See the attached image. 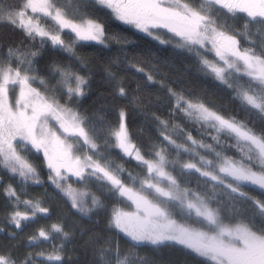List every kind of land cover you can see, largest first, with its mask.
Segmentation results:
<instances>
[{
  "label": "snow or ice",
  "instance_id": "obj_1",
  "mask_svg": "<svg viewBox=\"0 0 264 264\" xmlns=\"http://www.w3.org/2000/svg\"><path fill=\"white\" fill-rule=\"evenodd\" d=\"M93 6L159 44L187 53L199 71L232 92L247 116L264 122V0H0V24L21 31L28 41L27 46L7 47L0 56V169L20 186L3 188L12 228L6 232L0 227V234L15 240L31 222L51 214L41 199L24 198L30 185L45 184L28 158L31 153L42 155L47 184L80 217L90 220L107 210L106 201H113L107 228L116 240L96 235L91 241L96 264H154L142 249L175 246L204 264H264V201L246 190L264 192V129L225 116L177 89L156 65L145 69L129 59L131 41L107 32L89 14ZM237 21H242L240 27ZM110 41L121 52L104 70L115 95L139 108L142 91L154 85L172 103L169 119L155 111L144 113L159 136L147 152L131 138L127 107L119 108L115 125L103 113L89 120L75 107L87 95L91 78L78 46L94 42L109 48ZM48 48L67 54L79 68L53 59L42 72L39 59ZM121 63L143 80L131 96L113 70ZM177 116L197 125L201 138L185 130ZM224 137L233 143L226 144ZM112 148L135 161L142 174L113 163ZM229 148L238 155H229ZM193 176L195 189L189 186ZM92 184L98 194L87 190ZM73 236L62 221L41 227L26 247L47 243L50 252L0 254V264H63V250ZM121 239L128 245L124 251Z\"/></svg>",
  "mask_w": 264,
  "mask_h": 264
},
{
  "label": "trees",
  "instance_id": "obj_2",
  "mask_svg": "<svg viewBox=\"0 0 264 264\" xmlns=\"http://www.w3.org/2000/svg\"><path fill=\"white\" fill-rule=\"evenodd\" d=\"M10 2H14V0H10ZM88 11L91 16L104 23L107 32L119 34L121 37H126L131 41L126 49L129 59L138 62L145 69H150L153 65H156L167 81L177 89H182L192 97H200L225 116H236L241 120L246 119L249 125L256 130L264 129V122L260 121L255 115L247 116L240 102L233 99L232 92L219 85L211 76L199 71L196 61L187 53L170 45H161L132 27L116 21L106 9L93 6ZM241 25L242 21H237L236 27ZM68 35L70 34L65 33L66 38ZM257 40H259L258 36ZM22 42L25 46L28 45V41L21 31L6 23L4 26H0V48L2 51H6L9 46L18 45ZM110 44L111 47L109 48H104L94 42L78 46V53L88 66L84 72L88 74V70H90L91 78L87 95L80 98L75 107L82 116L89 120L94 119L98 113H103L107 121L112 125L117 123L119 108L127 107V123L131 138L137 146L147 152L151 143L157 141L159 136L155 124L150 119H146L144 113L150 114L155 111L162 118L169 119V109L172 107V103L166 91L154 85H148L142 91L143 104L139 108L129 105L127 100L116 96L114 93V82L108 80L104 70L111 64L115 56L121 55V52L120 46L115 44V42L110 41ZM53 59L63 64L71 62L75 67L79 68L78 62L72 60L67 54L48 48L45 49L44 55L39 59V67L42 72L45 71L46 64ZM113 70L118 72V79H122L125 87L129 89V96L134 93L138 81L143 86L141 74L127 68L124 63H121L118 68L113 67ZM149 99L152 101L151 104H148ZM176 119L183 125L185 130L191 131L194 137L201 138L197 125L184 120L181 116H177ZM203 138L209 140L207 135L203 136ZM223 140L226 144L233 143L227 137H224ZM110 153L113 163H122L129 171L142 174V170L136 166V162L122 158L118 149L112 148ZM227 153L229 155H238L235 149L231 148L227 149ZM27 155L29 160L39 169L45 184L43 186L30 185L26 190L27 196L24 198L41 199L50 208L51 214L49 217L41 216L36 221L31 222L18 234L15 240H10L6 235L0 234V254L7 255L11 253L14 257H22L29 251L33 254L40 251L50 252L52 248L47 243H40L31 248L26 247L28 237L35 235L41 227L48 228L51 224L62 221L66 230L74 234L72 241L67 243L63 250V264H96L95 248L91 241L95 239L97 234L103 236L104 239L116 240L115 234L109 233L107 228V212L111 211L113 201H106L108 204L107 210L98 215H93L90 220L80 217L47 184L48 170L44 166L42 155L39 157L31 153ZM179 179L183 182L185 178L179 177ZM189 179L191 181L189 186L195 189L197 187L196 177L193 176ZM8 184H12L18 190L20 188L15 178L8 177L4 182V187ZM4 187H0V227H4L7 232L12 228L11 225L7 224L11 205L3 195ZM80 190L84 191L85 189L81 187ZM87 190L90 193L98 194V188L95 184L90 185ZM246 190L251 196L264 201V192L258 188L249 187ZM249 215H251V212H249ZM257 224H259L258 218ZM82 232L86 234L82 236ZM119 243L122 251L127 249L128 245L125 240L121 239ZM145 253L154 261V264H204L201 258L190 254L179 246L166 247L155 252L150 249H142L141 254Z\"/></svg>",
  "mask_w": 264,
  "mask_h": 264
},
{
  "label": "flooded vegetation",
  "instance_id": "obj_3",
  "mask_svg": "<svg viewBox=\"0 0 264 264\" xmlns=\"http://www.w3.org/2000/svg\"><path fill=\"white\" fill-rule=\"evenodd\" d=\"M49 23H51L50 21H48ZM0 26H4V24H0ZM5 50L2 51V49L0 48V56L5 54ZM10 177V174L6 171V170H2L0 169V179H2V183H0V187H4V182L7 180V178Z\"/></svg>",
  "mask_w": 264,
  "mask_h": 264
},
{
  "label": "rangeland",
  "instance_id": "obj_4",
  "mask_svg": "<svg viewBox=\"0 0 264 264\" xmlns=\"http://www.w3.org/2000/svg\"><path fill=\"white\" fill-rule=\"evenodd\" d=\"M134 29V28H133ZM136 30V29H135ZM136 31H138V30H136ZM139 32V31H138ZM141 33V32H140ZM143 35H145V36H147L146 34H144V33H142ZM147 37H149V36H147ZM150 38V37H149ZM152 39V38H151ZM157 42V41H156ZM171 46V45H170ZM209 56H210V58H213L212 56H211V54H209Z\"/></svg>",
  "mask_w": 264,
  "mask_h": 264
}]
</instances>
